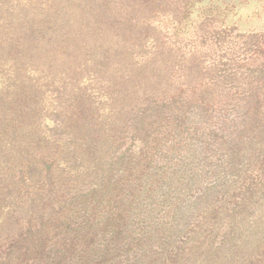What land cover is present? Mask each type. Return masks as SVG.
Returning a JSON list of instances; mask_svg holds the SVG:
<instances>
[{
    "label": "trees",
    "instance_id": "16d2710c",
    "mask_svg": "<svg viewBox=\"0 0 264 264\" xmlns=\"http://www.w3.org/2000/svg\"><path fill=\"white\" fill-rule=\"evenodd\" d=\"M29 1L67 27L71 58L88 49L100 80L119 81V106L100 114L82 87L58 104L72 171L55 187L38 158L58 206L21 226L5 215L0 264H264V31L203 19L178 36L193 0ZM4 12L0 45L15 16ZM22 107L17 126L6 119L11 146L29 124Z\"/></svg>",
    "mask_w": 264,
    "mask_h": 264
},
{
    "label": "rangeland",
    "instance_id": "374dc122",
    "mask_svg": "<svg viewBox=\"0 0 264 264\" xmlns=\"http://www.w3.org/2000/svg\"><path fill=\"white\" fill-rule=\"evenodd\" d=\"M27 1L0 0V21L6 18L4 11L7 8L11 13H15V16L12 14L10 16L13 26L5 34L11 36H6L0 45V152L5 153L4 158L13 161L21 159L22 165L24 162L22 187L19 183L20 162L14 165L11 161L7 165L3 161L0 165V172L14 175L2 177L0 174V196L6 192L13 193L15 190L22 196L12 194L4 200L0 198V222L7 215L13 221L11 227L23 225L31 212L44 209L49 213L52 206H58L50 203L52 199L46 191L48 177L37 175L36 164L41 163L38 158L43 157L47 160L42 163L45 164V169L41 167L38 170L43 174L48 172L47 169L52 171L50 183L55 187L58 185L54 177L57 172L72 171L71 165L75 159L66 161L67 158L59 153L63 148L61 144L63 139L69 134L67 130L61 128V117L58 112L61 105L58 104H63V108L70 102V97L76 96L82 87L81 97L89 98L101 106L100 114L105 115L109 108L115 110L119 106L118 100L113 104L109 101L113 96L118 99L119 81L112 89L106 86L105 81L100 80L102 69H98L102 64L97 60V67H92L95 61L89 56L88 49L86 52L78 51L71 58L70 53L73 50L64 48L65 41L70 38L69 34H66L67 27L56 28L47 11L42 13L39 10L40 13H35L32 4ZM57 7L59 6H54L52 11H56ZM203 19L222 23L227 27L235 26L243 32H263L264 0H193L187 7L185 25L179 28L177 35L186 36L192 30V26ZM166 32L167 35H171L172 29L168 27ZM85 45H82V48L86 47ZM22 105L30 110L26 120L31 126L25 123L21 130L18 129L11 146L4 136L5 132L11 133V126L6 124V119L15 120L13 126H17L15 116H22L18 111L23 108ZM26 153L31 154L29 162H26L24 157L22 161L21 156H25ZM64 167L67 170H63ZM10 168H13L11 172ZM72 183L76 186L79 180ZM71 192H66L65 197L73 195Z\"/></svg>",
    "mask_w": 264,
    "mask_h": 264
}]
</instances>
